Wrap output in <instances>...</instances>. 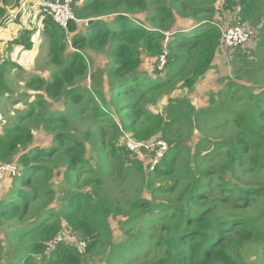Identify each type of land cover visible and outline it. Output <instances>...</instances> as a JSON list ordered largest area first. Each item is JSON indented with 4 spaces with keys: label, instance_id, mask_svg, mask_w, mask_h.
<instances>
[{
    "label": "trees",
    "instance_id": "obj_1",
    "mask_svg": "<svg viewBox=\"0 0 264 264\" xmlns=\"http://www.w3.org/2000/svg\"><path fill=\"white\" fill-rule=\"evenodd\" d=\"M13 2L21 0H0V27ZM259 2L76 0L75 15L88 23L86 32L76 21L65 30L44 17L52 78L27 81L35 100L0 134V161L18 157L22 165L0 199V264H89L102 251L107 264L119 263L133 246L114 242L110 219L121 215L127 217L121 228L143 220L155 227L158 252L141 264H264V40L253 57L236 47L234 76L207 107L170 97L163 112L151 110L178 87L193 90L212 69L225 28L250 22L264 33ZM180 19L192 25L180 28ZM32 34L24 30L12 44L30 49ZM86 50H109L111 59L103 78L91 74L92 88L80 82L89 75ZM144 60L155 67L153 74L143 69ZM17 67L0 63V98L12 92ZM246 75L252 84L242 82ZM44 95L64 109L46 111ZM222 116L229 123L211 124ZM32 123L51 134L50 144L33 146ZM229 128L233 132L226 133ZM106 129L117 176L126 181L137 175L149 197L134 192L125 205L114 199L109 183L115 181L102 154L89 155V144L102 152L97 138ZM196 129L201 138L193 146ZM126 132L138 141L168 143L153 170L125 143L116 146ZM59 234L76 241L50 246ZM77 242L85 244L83 251Z\"/></svg>",
    "mask_w": 264,
    "mask_h": 264
},
{
    "label": "rangeland",
    "instance_id": "obj_2",
    "mask_svg": "<svg viewBox=\"0 0 264 264\" xmlns=\"http://www.w3.org/2000/svg\"><path fill=\"white\" fill-rule=\"evenodd\" d=\"M258 13L261 15V23L262 26L264 24V0H260L259 2V9ZM235 15V14H234ZM231 17L233 15H230L225 23L229 22L231 20ZM139 18L142 19V21L145 19V15H139ZM225 20V19H224ZM223 23V26L225 25ZM240 23V22H239ZM245 24L248 29L252 32L251 39L246 42L243 45H240L243 50L247 51L248 54H250V57H253L251 54L255 50H257L259 42L261 40H264V33L257 28L252 27L250 22L242 23ZM180 28L184 27H190L192 24L187 19H180L179 23ZM88 28V25L84 22L78 23V30L81 32H86V29ZM171 35V32L167 34V37L169 39ZM46 45V46H45ZM43 45V50L40 56L36 57V64L34 66V70L32 72H27L22 66L15 68L11 75V82L9 83L12 87V92H9L7 94H4L0 98V134H3L5 132V128L9 126V124L13 123V121L16 119V116L23 110L27 109L32 101L35 100V95L37 94L34 92L32 88H29L27 86V81L33 77V76H41L45 79L50 80L52 78V74L54 71V67L52 64L48 62V45L45 43ZM47 48V50H46ZM236 47H220L219 50L216 53V56L213 61V67L210 69L200 80L197 82L196 86L193 88V90H188L183 87H178L174 92H172L169 95L163 96L161 100H159L156 104L151 105V110L154 112H163L165 109V106L168 102V99L170 97H188L196 106V108H205L209 105L210 98L215 94H217L220 90H222L225 86V83L227 82V78H231L234 76V70H235V64L236 57H235ZM4 57L7 58V60H12V56L5 55L3 53ZM85 55L87 57V61L89 64V75L86 79H83L81 82V85L87 87H94V84L91 79V74L96 73L97 77L103 78L106 74L107 69L111 65V59L109 56V50L105 51H93V50H86ZM1 60V59H0ZM15 62V61H14ZM248 64V63H247ZM148 69V74H153L154 68L151 69L149 67V63L147 61H143V69ZM160 69L159 71L161 73H164L165 70L163 67L158 66ZM164 75V74H163ZM264 75V72H263ZM242 80L243 83L252 84L249 76L243 77ZM258 78V77H257ZM260 79V78H258ZM264 79V78H263ZM48 102L50 103L49 108L46 110H55V109H64V105L62 101H55L49 99L46 95H44ZM222 116L220 118V121H218L216 124H213V126L217 124H225L229 123L226 119L224 120ZM226 118V117H225ZM32 129V135H33V146L35 145H41L46 146L51 143L52 136L47 131H45L41 126H37L36 123L31 124ZM96 131H99V127H95ZM108 134H102L99 133L98 144L101 147L102 152H95L93 149V146L89 144V155L94 156L97 158L100 154H102L105 171L108 176L112 177L115 181L114 185L112 186L111 183H109V189H111V193L114 197V199L117 202H121L123 205L127 203L128 200L131 199L133 193L135 192L142 193V188L140 187V180L135 175V178L122 181L120 180V176H117L115 169H114V163L109 153V147H108V141L109 138H111L112 131L111 129L105 130ZM226 133H231L233 130L229 128L225 131ZM214 136L219 135V133H214ZM127 140L129 138H132V133H124V135L120 136L118 140H115L116 146H122V143L124 142V139ZM157 137V136H155ZM154 137V138H155ZM201 138L200 132L196 129L194 132V136L191 142V145H195L198 140ZM159 139H155L149 142L157 141ZM25 152V150H22L21 153ZM134 155V158L138 157L140 160L143 161L144 167L148 168V164L153 158L154 154L153 152L149 151V153H142V152H132L131 156ZM8 163H14L17 165L19 171L22 168V165L18 162V157H15L11 161H0V168L6 167L9 168V171L3 173L1 176V183H0V199L2 198V195L6 190H8L10 187L9 184H11L14 179L17 177L13 173H11V169L13 168L12 165ZM63 171V170H61ZM16 176V177H15ZM62 179V175H59L57 177L56 182H60ZM111 181V180H110ZM109 181V182H110ZM139 188L138 191H136ZM4 190V191H2ZM142 195L145 197H149V193L146 189L143 190ZM127 217L125 215H121L117 218H111L110 224L113 229V235H114V242H127L128 244L133 243V246H129V249L127 252H125L124 257L121 262L115 263V264H141L144 261L153 258L157 252L158 249L156 248V235L154 234L155 227L152 226V224L148 220H143L137 223H134L131 226H123L121 228L122 221H125ZM128 229L127 234L126 230ZM72 236H69L66 234L67 241L71 243H75V239H71ZM131 237V240H130ZM108 256L105 251H102L101 254L95 258H93L91 261H89V264H107Z\"/></svg>",
    "mask_w": 264,
    "mask_h": 264
},
{
    "label": "built area",
    "instance_id": "obj_3",
    "mask_svg": "<svg viewBox=\"0 0 264 264\" xmlns=\"http://www.w3.org/2000/svg\"><path fill=\"white\" fill-rule=\"evenodd\" d=\"M37 1L41 5V11H43L45 14L50 16L58 25H60L65 30H68L71 21H76L77 23L82 22L77 20L75 15L74 3L76 0H37ZM84 23L88 25L87 22ZM251 37H252V32L248 29V27L245 24L242 23L233 24L224 29L221 47L222 46L229 48L237 47L248 42L251 39ZM165 64H166V58L165 56H162L160 58V63L158 66L164 68ZM123 143H125L127 150L130 151L131 153L138 152L140 150H147L153 152L154 156L149 162L150 170L154 169V167L160 162L161 158L169 149L168 143L164 140L143 142V141H138L134 138L133 139L129 138L127 140V144L125 139ZM8 164L13 166L10 172L18 176L20 171L17 165L14 163H8ZM7 171H9V168L6 167L0 168V175H2ZM0 183H1V176H0ZM65 240L66 238L62 234H59L54 241L50 242V246H54L56 243ZM77 248L80 251H83L85 248V244L83 242H77Z\"/></svg>",
    "mask_w": 264,
    "mask_h": 264
},
{
    "label": "crops",
    "instance_id": "obj_4",
    "mask_svg": "<svg viewBox=\"0 0 264 264\" xmlns=\"http://www.w3.org/2000/svg\"><path fill=\"white\" fill-rule=\"evenodd\" d=\"M45 16L48 15L41 11V5L37 0H21L18 6L15 2L9 5L6 23L0 27V63L7 60L4 53L12 56V60L27 72L34 70L36 57L41 55L43 45L46 43L43 35ZM24 30H33V46L30 49L22 44H12Z\"/></svg>",
    "mask_w": 264,
    "mask_h": 264
}]
</instances>
